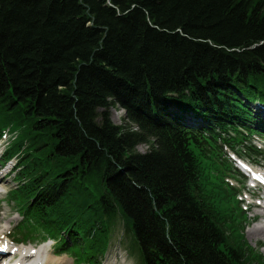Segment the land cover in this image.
Returning a JSON list of instances; mask_svg holds the SVG:
<instances>
[{
  "label": "trees",
  "instance_id": "obj_1",
  "mask_svg": "<svg viewBox=\"0 0 264 264\" xmlns=\"http://www.w3.org/2000/svg\"><path fill=\"white\" fill-rule=\"evenodd\" d=\"M0 117L17 241L97 264L120 216L138 264H264L200 171L264 138V0H0Z\"/></svg>",
  "mask_w": 264,
  "mask_h": 264
},
{
  "label": "rangeland",
  "instance_id": "obj_2",
  "mask_svg": "<svg viewBox=\"0 0 264 264\" xmlns=\"http://www.w3.org/2000/svg\"><path fill=\"white\" fill-rule=\"evenodd\" d=\"M111 120L115 125L123 126V118L125 116L124 110L115 107L110 110ZM5 122L0 117V127L6 129ZM12 125V124H10ZM8 125L7 127H9ZM17 138V134L15 131L11 129L3 134L0 138V144L4 146L6 149L10 146V144ZM247 138V137H246ZM257 139V138H256ZM253 146L256 150H247L239 151L235 150V154L241 157L243 160L248 161L255 167H263L264 168V143L261 141H257L253 139ZM234 145V144H233ZM219 152H217L218 156V164L214 161H209L206 159H202L200 161V171L202 173V182L205 184V187H212L211 190L217 193V188H220L222 194H218L217 196H224V204L219 206H227L228 208L235 206V201L238 202V206L243 212V216L240 217L239 213L234 211H230L231 216L235 219L238 218L239 224L241 228H244L242 231L243 241L242 244L245 243L249 246V250L252 253L253 257L257 260H264V233L259 235V237H255V235H251L253 229L259 230L264 225V213L262 214L261 208H256L248 205L250 202V198L244 196L242 193V189L245 188L243 182L240 177L237 175L235 168L233 167L232 155H227L231 150L227 147L219 148ZM3 149L0 148V156L2 154ZM137 151L144 152L146 151L145 146L137 147ZM239 153V154H238ZM232 157V158H231ZM216 160V161H217ZM14 163V161H10ZM8 163L5 167H3L6 163L2 161L0 158V175L3 177L0 179V186L3 188L4 192H0V225H3L5 222H8L5 225V231L0 234V242H4L6 245H10V248H15L19 245H24L32 248H38L39 246L47 245L49 247L50 258L52 260L51 264H86L82 262L80 259H77L78 255L72 253H61L55 251L56 244L52 240L37 239L32 236L27 242L17 241L21 238L22 233L20 232V227L22 223L21 216V207L20 204L16 201L11 200L9 197L10 192L15 190L16 182L12 175L13 164ZM234 166L237 165L234 163ZM226 185L230 189L226 190ZM251 193H254V190H250ZM257 199L253 200V203L256 201L264 204V195L261 191L255 192ZM215 198V197H214ZM263 217V218H262ZM234 219V220H235ZM125 233H124V222L120 216L117 217L115 227L110 230V239L107 247V251L104 256L97 262V264H138L137 259L134 255L131 254L133 251V245H128V240L125 241ZM127 239V238H126ZM6 242V243H5ZM1 259V258H0ZM17 258H7L4 262L8 264H17ZM0 264H3V262ZM20 264V263H18Z\"/></svg>",
  "mask_w": 264,
  "mask_h": 264
},
{
  "label": "bare ground",
  "instance_id": "obj_3",
  "mask_svg": "<svg viewBox=\"0 0 264 264\" xmlns=\"http://www.w3.org/2000/svg\"><path fill=\"white\" fill-rule=\"evenodd\" d=\"M3 175H0V179ZM0 192H4L3 188L0 186ZM261 208L262 214L264 213V204L258 203ZM264 215V214H263ZM263 218V217H262ZM8 222H5L3 225H0V234L5 231V225ZM264 233V225L259 230L253 229L251 235L259 237V235ZM6 243V242H5ZM0 246H5L7 248V257L6 258H17L19 259L17 263L20 264H51L52 260L50 258L49 247L47 245L39 246L38 248H32L24 245L16 246L15 248H10L11 246L5 245L4 242H0ZM1 257V256H0ZM5 258V259H6Z\"/></svg>",
  "mask_w": 264,
  "mask_h": 264
}]
</instances>
